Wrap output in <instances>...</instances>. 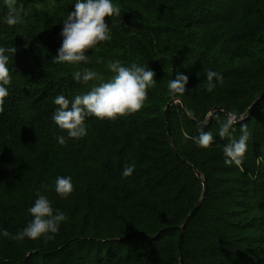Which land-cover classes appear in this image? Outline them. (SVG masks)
Instances as JSON below:
<instances>
[{
	"label": "trees",
	"instance_id": "trees-1",
	"mask_svg": "<svg viewBox=\"0 0 264 264\" xmlns=\"http://www.w3.org/2000/svg\"><path fill=\"white\" fill-rule=\"evenodd\" d=\"M74 2L0 0V46L16 48L0 113V229L22 230L37 194L67 216L51 240L0 237V264H264V0H113L111 40L89 49L87 64L57 63ZM10 7L22 16L14 26L4 22ZM117 59L154 72L143 107L88 118L87 136L58 144L67 133L52 120L54 97L110 81ZM83 68L101 79L75 80ZM209 69L223 77L212 92ZM177 73L188 81L172 95ZM233 117L232 137H219ZM242 126L243 164H225ZM201 130L213 134L208 148L194 140ZM57 176L72 177L67 198Z\"/></svg>",
	"mask_w": 264,
	"mask_h": 264
},
{
	"label": "clouds",
	"instance_id": "clouds-1",
	"mask_svg": "<svg viewBox=\"0 0 264 264\" xmlns=\"http://www.w3.org/2000/svg\"><path fill=\"white\" fill-rule=\"evenodd\" d=\"M16 0H13L15 4ZM73 10L68 12L62 21L60 36L61 46L54 56L57 63L80 65L89 63L86 54L89 49L95 48L100 42L111 40L110 27L105 22V17L120 15V8L113 0H75ZM22 16L16 12L15 7L4 18L7 25L14 26L21 22ZM16 52L15 47L0 46V113L4 111L5 98L9 95L8 86L12 82L9 70L10 55ZM107 68L114 73L108 82H101L93 86L90 91L82 95H75L71 100L63 94L54 97L53 103L57 106L52 115V120L60 130L66 131L64 135L56 137L57 143L64 145L67 139H80L87 136L88 118L100 120H113L117 116L139 111L147 99V90L156 85L154 72L148 67L132 63L124 66L120 60H113L107 64ZM77 81L87 83L92 80H100V74L92 69L83 68L73 73ZM222 75L209 69L206 73V90L212 92L218 83L222 82ZM188 77L177 73L175 78L169 80L167 87L170 94H184ZM188 115L191 117L192 112ZM234 119L230 118L223 122L218 135L221 138L232 137ZM241 127L239 138H231L223 147L224 163L236 166L243 164L247 149L248 133ZM201 148H208L213 142L212 132L203 131L194 138ZM134 165L125 166L122 170L123 177H129L134 171ZM55 192L61 198H67L73 191L71 176H57L55 178ZM28 213L32 219L26 226L15 234L7 229H0V237L12 240H24L25 238L36 240L43 238L51 240L58 233L62 222L67 216L59 209H54L50 199L43 194H37V198Z\"/></svg>",
	"mask_w": 264,
	"mask_h": 264
},
{
	"label": "water",
	"instance_id": "water-1",
	"mask_svg": "<svg viewBox=\"0 0 264 264\" xmlns=\"http://www.w3.org/2000/svg\"><path fill=\"white\" fill-rule=\"evenodd\" d=\"M171 102H174V101H171ZM170 104L171 103H169L168 105H167V107L166 108H168L169 106H170ZM218 110H220L221 111V108H214L213 110H212V112H216V111H218ZM166 132H167V135H168V138H169V140H170V134H169V130H168V127L166 126ZM199 203L195 206V208L192 210V212L188 215V217L184 220V222H183V225H182V227H181V230H182V228L184 227V225L186 224V222L188 221V219L189 218H191L193 215H194V213H195V211L198 209V207H199ZM180 236H181V232H180ZM180 244V237H179V239H178V245Z\"/></svg>",
	"mask_w": 264,
	"mask_h": 264
},
{
	"label": "rangeland",
	"instance_id": "rangeland-1",
	"mask_svg": "<svg viewBox=\"0 0 264 264\" xmlns=\"http://www.w3.org/2000/svg\"><path fill=\"white\" fill-rule=\"evenodd\" d=\"M9 1V4L13 3V0H8Z\"/></svg>",
	"mask_w": 264,
	"mask_h": 264
}]
</instances>
